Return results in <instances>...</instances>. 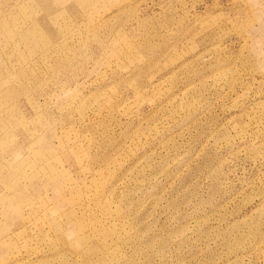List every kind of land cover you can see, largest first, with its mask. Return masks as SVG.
<instances>
[{"label":"rangeland","instance_id":"1","mask_svg":"<svg viewBox=\"0 0 264 264\" xmlns=\"http://www.w3.org/2000/svg\"><path fill=\"white\" fill-rule=\"evenodd\" d=\"M0 264H264V0H0Z\"/></svg>","mask_w":264,"mask_h":264}]
</instances>
